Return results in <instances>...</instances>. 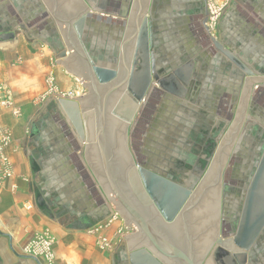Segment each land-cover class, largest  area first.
Masks as SVG:
<instances>
[{
  "label": "crops",
  "instance_id": "crops-1",
  "mask_svg": "<svg viewBox=\"0 0 264 264\" xmlns=\"http://www.w3.org/2000/svg\"><path fill=\"white\" fill-rule=\"evenodd\" d=\"M82 1L92 13L128 19L134 0ZM216 1L227 6L215 38L204 27L206 0H149L142 15L158 38L161 66L187 81L176 79L182 92L152 88L127 126L126 147L135 163L172 179L201 182L236 116L246 77L264 76V0ZM215 40L246 70L219 51ZM68 56L44 0H0V94L20 110L16 115L11 107H0V126L11 132L7 164L0 161V264H122L128 259L124 236L110 249L97 246L99 236L114 238L125 226L124 217L88 232L116 210L85 158L86 140L57 111L55 95L43 96L49 77L57 91L80 88L81 99L88 95V80L56 63ZM262 151L264 81H258L252 82L244 120L221 171L219 233L235 216L238 198L248 194ZM36 189L49 211L36 204ZM132 232L130 224L123 235ZM41 233L53 240L52 263L22 253ZM214 250L215 241L201 264H217Z\"/></svg>",
  "mask_w": 264,
  "mask_h": 264
},
{
  "label": "water",
  "instance_id": "water-1",
  "mask_svg": "<svg viewBox=\"0 0 264 264\" xmlns=\"http://www.w3.org/2000/svg\"><path fill=\"white\" fill-rule=\"evenodd\" d=\"M44 2L69 48V56L56 63L88 80L87 96L60 97L56 109L79 139L86 140L85 158L124 225L135 227L136 232L122 235L129 250L122 264H201L214 241V253L226 255L232 264H245L235 257L247 254L264 228V151L232 237L219 233L221 171L244 120L252 82L264 81V76L246 77L236 116L201 182L169 178L158 168L135 163L126 147L127 126L152 88L182 92L176 79L184 85L187 81L161 66L158 38L151 20L142 17L149 0H134L128 19L92 13L82 0ZM214 44L246 70L222 43ZM35 202L49 211L38 189Z\"/></svg>",
  "mask_w": 264,
  "mask_h": 264
},
{
  "label": "built area",
  "instance_id": "built-area-1",
  "mask_svg": "<svg viewBox=\"0 0 264 264\" xmlns=\"http://www.w3.org/2000/svg\"><path fill=\"white\" fill-rule=\"evenodd\" d=\"M227 6V2L221 1L217 2L216 0H206V20L204 23V27L206 32L212 38L216 37L218 23L220 18L222 17L225 8ZM48 83L51 85L50 94L55 95L58 99L60 97L65 98H74L80 97L82 90L80 92L77 91H67L61 92L57 91L56 86L54 85L53 77L48 78ZM3 87L0 86V92L2 91ZM0 107H11L13 113L16 115L20 114V110L14 106L13 101L6 95L0 94ZM5 128L0 126V161L3 162L5 165L7 164V156L5 155V149L11 143V135L9 134ZM6 175L9 176L11 173L10 171H5ZM119 219L118 212L114 211L109 219L106 221L99 223L95 227H92L88 230L89 233L95 234L101 229H105L106 227L110 226L115 220ZM126 226H121L115 232L114 238H109L106 236H99L97 239V246L100 249L107 250L113 246V242L117 237L122 236L125 233ZM53 240L48 233H41L36 235L32 240L26 243L22 248V253L25 256L30 258H42L45 259L47 263H52L54 261L55 255L53 251Z\"/></svg>",
  "mask_w": 264,
  "mask_h": 264
},
{
  "label": "flooded vegetation",
  "instance_id": "flooded-vegetation-1",
  "mask_svg": "<svg viewBox=\"0 0 264 264\" xmlns=\"http://www.w3.org/2000/svg\"><path fill=\"white\" fill-rule=\"evenodd\" d=\"M245 202L246 196L244 194L243 196H240L238 198L236 204L237 212L235 213V216L230 221L225 220V223L223 222L221 232L227 231L226 233L230 237H232L236 233ZM225 224L227 225L225 226ZM235 259H238L237 261L240 262H245V264H264V228L262 230V233H260V235L256 239V243H253L250 251H248L247 254L244 253V255L242 253H239L237 258L235 257ZM215 260L217 261V264H232L230 263V260L226 255L218 252L215 253Z\"/></svg>",
  "mask_w": 264,
  "mask_h": 264
},
{
  "label": "rangeland",
  "instance_id": "rangeland-1",
  "mask_svg": "<svg viewBox=\"0 0 264 264\" xmlns=\"http://www.w3.org/2000/svg\"><path fill=\"white\" fill-rule=\"evenodd\" d=\"M55 85V84H54ZM56 86V85H55ZM50 89H51V85L50 84H48V88H47V90H46V92L44 93V97H46V96H48L50 93ZM82 90V89H81ZM78 91L80 92V88L78 89ZM66 92V91H65ZM81 95H83L82 93H81ZM10 135H11V132L9 133Z\"/></svg>",
  "mask_w": 264,
  "mask_h": 264
}]
</instances>
